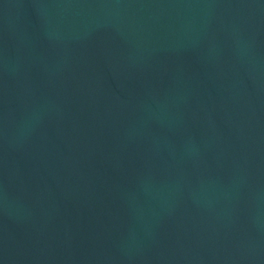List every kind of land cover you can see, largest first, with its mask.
<instances>
[{
    "label": "water",
    "instance_id": "obj_1",
    "mask_svg": "<svg viewBox=\"0 0 264 264\" xmlns=\"http://www.w3.org/2000/svg\"><path fill=\"white\" fill-rule=\"evenodd\" d=\"M0 264H264V0H0Z\"/></svg>",
    "mask_w": 264,
    "mask_h": 264
}]
</instances>
